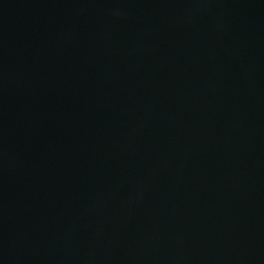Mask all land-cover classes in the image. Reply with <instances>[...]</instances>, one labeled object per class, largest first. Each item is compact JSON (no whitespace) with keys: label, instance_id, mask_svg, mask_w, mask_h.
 Masks as SVG:
<instances>
[{"label":"water","instance_id":"obj_1","mask_svg":"<svg viewBox=\"0 0 264 264\" xmlns=\"http://www.w3.org/2000/svg\"><path fill=\"white\" fill-rule=\"evenodd\" d=\"M0 264H264V0H0Z\"/></svg>","mask_w":264,"mask_h":264}]
</instances>
